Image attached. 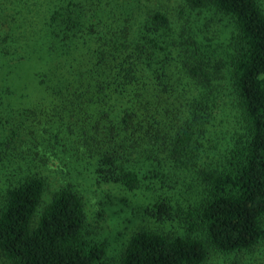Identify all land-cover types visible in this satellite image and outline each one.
Here are the masks:
<instances>
[{"label": "trees", "instance_id": "16d2710c", "mask_svg": "<svg viewBox=\"0 0 264 264\" xmlns=\"http://www.w3.org/2000/svg\"><path fill=\"white\" fill-rule=\"evenodd\" d=\"M185 2L191 9H214L234 24L229 85L243 133L220 162L200 170L206 192L188 209L186 233H136L121 264H204L211 248L246 251L263 235L264 11L258 0ZM70 7L49 17L48 50L61 60L36 75L43 98L25 110L31 123L14 131L11 142L25 141L28 151L37 152L44 142L75 156L97 183L127 190L138 188V172L147 168L151 176L166 163L194 168L200 149L211 142L208 130L224 98L221 59L211 61L183 29L174 36L161 33L169 23L159 12L133 33L125 20L118 28L112 22L87 24ZM44 187L45 179L36 175L7 187L0 202V259L102 263L104 249L86 239L83 202L70 186L55 193L31 228ZM154 209L159 219L172 217L164 201Z\"/></svg>", "mask_w": 264, "mask_h": 264}, {"label": "rangeland", "instance_id": "374dc122", "mask_svg": "<svg viewBox=\"0 0 264 264\" xmlns=\"http://www.w3.org/2000/svg\"><path fill=\"white\" fill-rule=\"evenodd\" d=\"M258 1L264 11V0ZM66 5L81 12L85 23L99 22L104 27L112 22L118 28L125 20L133 33H138L141 25L159 12L169 23L161 33L174 36L183 29L197 39L200 49L209 51L211 61L221 59L224 98L216 109L214 127L208 130L211 142L200 149L194 168H172L166 163L154 176L148 168L141 169L138 188L127 190L116 183H97L75 156L53 150L44 142L39 145V152L28 151L25 141L11 142L14 131L31 123L25 110L43 98L36 75L61 60L48 50L52 29L47 23L54 10ZM234 29L229 17L214 9H191L185 0H0V202L7 187L19 178L43 177L44 191L30 225L34 228L55 193L70 186L83 202L86 239L104 249L100 264H121L124 250L136 233L184 235L188 209L196 207L206 192L200 170L220 162L234 142L232 139L243 133L229 85L230 38ZM21 138L24 140L25 136ZM162 201L171 206V218H157L154 207ZM262 226L260 241L250 250L223 253L211 248L204 264H264V222ZM0 264L9 263L2 258Z\"/></svg>", "mask_w": 264, "mask_h": 264}]
</instances>
